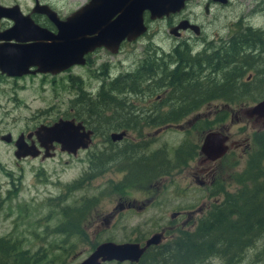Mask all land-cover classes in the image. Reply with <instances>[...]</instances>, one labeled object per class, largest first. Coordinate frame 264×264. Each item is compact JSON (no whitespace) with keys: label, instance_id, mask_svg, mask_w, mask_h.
Returning a JSON list of instances; mask_svg holds the SVG:
<instances>
[{"label":"flooded vegetation","instance_id":"flooded-vegetation-1","mask_svg":"<svg viewBox=\"0 0 264 264\" xmlns=\"http://www.w3.org/2000/svg\"><path fill=\"white\" fill-rule=\"evenodd\" d=\"M244 1L247 0H158V3L167 8L166 13L160 17H152L149 9H143L140 15L146 30L135 38L125 37L117 41V23L122 21L123 1L121 6L117 7L113 0H0V85L6 82L10 84L12 98L8 100L18 99V90L26 87L25 83L20 84L19 81L25 79L39 77L42 84L47 76L51 77L50 82L53 83L57 81L58 75L67 73L69 79L79 84L82 78L74 73L85 71H90L96 78H100V85L94 95L83 90L80 85L75 87L76 96L70 100L73 110L75 109L74 113L58 117L51 122H39L31 128L26 126L17 133L0 130V141L12 146L14 157L20 160L53 158L58 153L57 150L75 158L83 151L87 153L86 170L79 177L83 182L91 180L98 169L104 178L109 170L116 167L115 178H110L121 186L116 192V208L131 212H137L153 199L139 202L129 189L139 181L154 180L156 160H163L166 164V171L161 177L183 180L185 183L188 179L187 184L193 179L195 184L202 186L208 181L213 183L217 178V164L227 155L231 142L229 143L228 128L223 130V124L219 127L222 129L216 128L220 117L214 108L208 112H198L199 107L204 108L215 101L200 97L198 65L203 63L206 73H209L207 68L211 67H208L210 65H207V60L215 62L217 56L225 55L224 51L219 50L225 41L230 42L236 35L243 36L247 29L260 30L264 34V26H254L249 22L242 23L245 25L243 30L233 24L232 32L223 37L217 30L207 33V28L220 19L221 9L239 5ZM254 2L255 5L249 11L264 14L262 1ZM127 9L131 16L138 14V9ZM242 17L237 24H240ZM153 24H158V27L152 37L156 34L161 44L156 43L154 38L146 37ZM102 31L105 35L101 34ZM145 38L147 42L139 52L134 50L138 44H143ZM97 39L105 41L98 44L94 41ZM199 45L201 49L198 51ZM128 55H135L133 65L125 63ZM67 56L72 58V61L66 58ZM227 56L229 57V54ZM249 80L248 76L246 81ZM138 98L146 102L140 110L137 107ZM91 105L99 108V112H95L93 107L90 108ZM225 115L228 113H221V118ZM230 117L232 115H229V119ZM59 119L80 122L83 128L78 132L90 131V144L86 148L79 147L75 152H68L62 150L61 145L54 141L52 145L47 144L52 146V149L47 150L42 138L38 137L35 131L40 125L49 126ZM201 120H211L204 136L210 131H221L228 136V148L223 155L209 159L200 152L204 139L202 136L201 141H198ZM161 121L163 122L158 123ZM178 121L185 122L178 130L183 138L167 141L162 149L154 150L153 126H168V129L172 130L179 126ZM257 121L261 122L260 128L264 130L262 119ZM112 133L123 134L119 139H113ZM17 142L33 148L38 154L17 158ZM186 169L189 176L185 173ZM5 173L10 180L11 191L16 189L12 173ZM20 175L23 176V173ZM117 175H120V184L116 182ZM18 177L20 181V176ZM11 191L8 189L2 194L3 204L8 201L9 196L11 198L16 194ZM181 191L183 195L186 188ZM146 193H151L150 184L149 192ZM224 197L225 194L218 195L214 201H220ZM61 200L60 197L57 198V203ZM87 201L85 198L81 203L87 204ZM74 207L61 204L59 213L62 220L54 231L58 228L62 230L63 227L71 229L72 223L70 226L63 223L65 216L75 215ZM90 208L88 205L83 212L86 214ZM115 212L117 211L105 216L107 223ZM29 213L28 208L19 210V219H13L12 232H17L16 227ZM172 214L171 216L185 217L191 215L186 210ZM51 216L52 213L48 217ZM41 222V217L35 220L33 232H38V227H42ZM29 224L28 222L23 226L24 232L29 231ZM154 233H161L162 238L157 245L163 244L167 237L166 231L161 228ZM145 239L138 242L142 245ZM21 240L22 238L11 236L0 237V243H8L17 248L25 247V242ZM38 245L42 247V242H38ZM157 245H151L146 250ZM125 262L133 264L138 261Z\"/></svg>","mask_w":264,"mask_h":264},{"label":"rangeland","instance_id":"rangeland-1","mask_svg":"<svg viewBox=\"0 0 264 264\" xmlns=\"http://www.w3.org/2000/svg\"><path fill=\"white\" fill-rule=\"evenodd\" d=\"M261 1L263 6L264 0ZM254 5V0L252 2L247 0L239 5L221 9L219 12L220 19L207 28V33H210L211 30H217L223 37L225 34L232 32L233 24H236L240 30H243V26H245L242 23L249 22L254 26H264V14L249 11ZM241 17L243 20L241 19L240 24H237L236 22ZM157 25L153 24L146 37L148 39L154 38L156 43L161 44L156 34L152 37V34L156 33ZM147 38L142 41L143 44H138V46L134 47V50L139 52L146 44ZM247 46L248 44H241L237 52L231 55L228 61L231 64L238 62L249 51ZM263 47L264 42L251 51L255 55L251 64L258 69L259 75L255 69H250L240 79L241 81H246L249 76L252 82L249 83V87L253 89L254 96H264V76L261 73L264 70V52H260ZM226 48H224V51H229V48ZM200 49L201 46L199 45L198 51ZM135 58V55H128L125 63L133 65ZM220 62L223 65V61L221 60ZM211 69L207 68L210 76L218 77L217 72H211ZM221 70L225 71L228 68ZM198 73L200 77L199 69ZM74 75L81 76V83L73 82L67 77V73L58 75L57 81L53 83L50 82L51 77L47 76L46 80L42 81V84L39 82V77L32 80H21L19 83H25L26 87L18 90V99L8 100V98H12L10 84L7 82L1 84L0 130L17 133L26 126L31 128L33 127L32 125L39 122H51L58 117L74 113L75 109L73 110L72 101L70 100L76 96L77 90L75 87L80 85L83 90L94 95L100 85V78H96L94 73L90 71L77 72ZM256 88H260L258 92L254 90ZM255 102V100L246 96L244 99L231 104L215 100L204 108L199 107L198 112H208L214 108L219 113L220 118L221 113H228V115L222 117L225 118L224 121L216 125V128H219L223 124V130L228 128L229 143L231 142L227 155L219 160L217 164V178L213 183L208 181L204 186L195 184L193 179L190 184H187L189 182L188 179L185 183L183 180H171L170 177L165 178L161 177V175L155 176L154 180L150 182L139 181L138 184L129 189V192L133 193V196L139 202L145 201V199H153L137 212L116 208L118 198L116 192L121 186L110 179L115 178L116 167L109 170L104 178L101 177L98 169L91 180L83 182L82 179H79L87 166L85 159L87 153L83 151L75 158L57 150L58 153L53 158L42 160L39 157L20 160L14 157L12 146L0 141V185H2L0 188V237L22 238L21 242H25V247L31 246V248L23 246L20 249H26L29 252L39 250V254L44 256L39 264H76L87 257L96 245L103 241L109 240L116 243L135 242L137 239H140L137 242L143 241L152 233L163 228L167 236L164 241L167 242L180 231L192 230L199 219L212 207L213 203H216L214 198L218 195H223L224 192L235 191L240 187L236 183L235 177L244 170L249 154L256 149V145L253 143L255 133L263 129L260 128V121H254L253 117H248L244 113V109ZM144 104H146L145 100L138 98L137 107L139 110ZM93 110L99 112L100 109L93 105ZM229 115H232L230 119ZM210 121L201 120L203 132L200 128L198 129V141H201L205 131L208 130L207 127L211 124ZM177 123H179V126L172 128V130H169L168 126H153L152 148L154 150L162 149L167 141L183 138V135L178 133V130L185 122L178 121ZM144 129L146 130V128ZM192 137L194 138V134H192ZM5 171L11 172L15 178L14 184L17 187L14 190L12 189V191V186L9 185L10 180ZM187 171L188 169H186L185 173L189 176ZM22 173L23 176L20 175ZM18 176H20V181L17 179L19 178ZM118 178H120V175H117L116 178V182L120 184ZM149 184L151 193H146L149 192ZM184 188H186V192L184 193L183 191L184 194L182 195L181 190ZM8 189L11 192H16V194L12 195L11 198L9 196L7 198L8 201L3 204L1 197ZM59 197L62 200L57 203V198ZM85 198H94L95 200L90 204L91 208L86 212L81 224L83 239L74 235L67 237L54 232V229L62 220V216L59 213L61 204L80 206ZM25 208H28L30 212L28 217L24 218L23 222L22 220L20 221L16 227L17 232H12L13 219L18 220L19 210ZM180 210H186L191 215L189 217L181 215L171 216L172 212ZM114 211L117 212L109 218L107 223L105 216ZM50 213H52V216L49 218ZM40 217L42 218V227H38V232H33L35 220ZM28 222L30 223L29 231L24 232L23 226H26ZM38 242H42V247H39ZM102 264L128 263L113 260ZM198 264H223V261L217 257H209ZM238 264H264V232L260 234L255 246L244 252L243 260Z\"/></svg>","mask_w":264,"mask_h":264},{"label":"trees","instance_id":"trees-1","mask_svg":"<svg viewBox=\"0 0 264 264\" xmlns=\"http://www.w3.org/2000/svg\"><path fill=\"white\" fill-rule=\"evenodd\" d=\"M263 42L264 35L261 31L252 29H247L243 36L236 35L230 42L225 41L219 50L224 51L227 47L229 51H224V56H217V62L207 60V65H210L208 67L212 68L211 72H217L218 77H211L206 73L203 63L199 62L198 91H202L200 97L229 104L246 96L256 102L264 98L263 95H253V89L249 87L251 80H240L250 69H255L259 75L258 69L251 64L255 58L251 51ZM243 43L248 44L249 51L238 62L231 64L228 60ZM260 52H264V47ZM227 68L228 70H221ZM261 73L264 76V70ZM259 89L254 90L258 92ZM92 107L93 105L90 108ZM223 119L225 118H220L219 122H223ZM253 143L256 149L249 154L244 170L235 177L240 187L235 191L225 192V197L213 203L192 230L180 231L169 241L146 250L141 259L133 264H198L209 257L220 258L223 264H238L243 260L244 252L254 247L260 234L264 232V130L255 133ZM165 171V162L156 160L155 176L163 175ZM94 200L90 198L87 204L75 206V215L65 216L63 225L70 226L72 223L71 229L63 227L62 230L58 228L54 232L83 239L81 223L86 216L83 210ZM43 257L39 250L29 252L8 243H0V264H39Z\"/></svg>","mask_w":264,"mask_h":264},{"label":"water","instance_id":"water-1","mask_svg":"<svg viewBox=\"0 0 264 264\" xmlns=\"http://www.w3.org/2000/svg\"><path fill=\"white\" fill-rule=\"evenodd\" d=\"M113 1L114 4L117 5V7H120L121 1H123L122 21L117 23V26L119 28L117 30V41H120L125 37H127L128 39L135 38L146 30V27L143 24L140 15L143 9H149L152 12V17H160L167 11V8H165L164 5L158 3V0H154V2L153 0ZM129 7L138 9V14L135 13L133 16H131V14L128 13L129 10L127 9ZM101 34L105 35L103 31L101 32ZM94 41L99 44L103 43L105 40L97 39ZM66 58H68V56ZM68 59L72 61V58ZM244 113L248 117H253L255 121H257L258 119H262L264 127V98L258 100L250 106H247L244 109ZM80 128H83L80 122L74 123L73 120L59 119L49 126L40 125L36 129L35 133L38 137L42 138L47 150L52 149V146H47V144L52 145V143L55 141L61 145L62 150L75 152L79 147L86 148L90 144V131L79 133L78 130ZM122 134L123 133H112L111 136L113 139H119ZM227 139L228 136L221 131H210L204 136L203 142L200 147V152L205 154L209 159L219 157L223 155L228 148V145L226 144ZM16 148L17 149L15 151V156L17 158H21L28 154L32 156H36L38 154L37 151H35L33 148L26 147L21 142L16 143ZM161 238V233H153L145 239L142 245L139 242L134 241L121 243H116L109 240L103 241L97 244L93 251L87 257L76 264H102L103 262L113 260L118 262H137L143 255L144 251L149 246L157 245L158 243H160Z\"/></svg>","mask_w":264,"mask_h":264}]
</instances>
